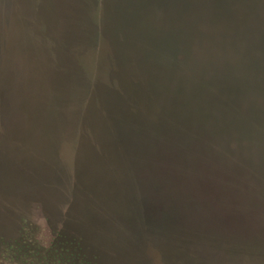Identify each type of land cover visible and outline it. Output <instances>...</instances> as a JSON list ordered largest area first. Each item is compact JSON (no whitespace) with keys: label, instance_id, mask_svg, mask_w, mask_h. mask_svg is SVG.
Here are the masks:
<instances>
[{"label":"rangeland","instance_id":"rangeland-1","mask_svg":"<svg viewBox=\"0 0 264 264\" xmlns=\"http://www.w3.org/2000/svg\"><path fill=\"white\" fill-rule=\"evenodd\" d=\"M29 2L0 0V264H22L14 243L44 254L75 244L88 264H264V55L223 22L178 16L176 0H104L84 114L104 112L108 141L85 116L54 143L48 131L35 148L12 144L11 123L40 126L51 110L11 31L29 20L38 35L48 21ZM54 10L60 29L74 23L72 6Z\"/></svg>","mask_w":264,"mask_h":264},{"label":"trees","instance_id":"trees-1","mask_svg":"<svg viewBox=\"0 0 264 264\" xmlns=\"http://www.w3.org/2000/svg\"><path fill=\"white\" fill-rule=\"evenodd\" d=\"M54 3L56 7L68 8L69 10L72 6L73 24L68 22L69 24L65 29H60L54 17ZM73 3L75 5H71L72 0H30L27 12L36 15L38 8H40L39 13L48 18L46 23H42V29L37 31L38 35L29 27V20H27V24L23 25H20L18 20L14 23L12 33L16 35V38H18V34L22 35V40L18 38L22 41L20 45L17 44L18 40L15 38L17 44L15 49L32 60L37 71L44 75L43 84H46L49 89L44 95H47L49 99L51 110L40 111L45 116L41 117L40 126H37L36 122L28 125L29 122L25 119L22 122L24 124L22 128L16 122L15 124L11 123L12 134L8 138L13 140L12 144L19 141L25 143V146L31 145L32 148H35L34 145L40 141L38 140V132H44L45 135L48 131H50L48 134L50 138L46 142L54 143L55 138L53 136L60 127L70 125L78 127L81 119L85 116L89 120L86 123L93 125V131L97 129L106 136L104 139L108 141L109 128L107 124L109 125V122H107L104 112L97 115L98 120L96 121L91 113L84 114L91 92H96L94 86L96 75H92L94 77L89 75L85 67L87 65L85 53L90 49V46L92 49L95 48L98 34H105L104 23L101 22V18L99 19L97 14H93L95 7L103 10L104 0H73ZM116 7L118 13L128 20L135 17L134 14H132L133 16L130 15L129 9L123 3ZM176 11L179 13L178 16L188 14L187 18H196L195 22L197 23L204 18L209 19L212 23L223 22L225 36L228 37V34L232 33L233 35L229 34L232 37L230 40L239 44L242 42L247 49H256L264 55V0H176ZM133 22L139 21L134 19ZM139 27L142 26L136 25L137 35L148 32V28L147 30L144 29V32H138ZM93 42L94 46L92 45ZM106 45L107 42L102 40L99 57L107 51ZM44 50L46 57H50L52 62V64L47 62L49 66L43 62L39 63V51L44 52ZM91 58L92 52L89 54V59ZM57 61H60L59 64ZM87 90H90V93ZM77 95L83 96V99L73 97ZM71 102H74L77 109L74 114L68 115L67 106ZM2 104L5 111L8 104L6 102L5 105ZM79 133L81 137L92 140V135L82 133V125L79 127ZM35 141L37 142L34 143ZM11 239H8L7 242L12 241ZM2 243L4 242L2 241ZM19 244H11L7 250L10 256L22 264H30L24 259L26 257L32 258V264H85L86 261L80 257L81 252L78 253L80 250L75 244L72 245L74 247L72 251L66 248H57L50 251V254L39 251L32 253V250L26 248L23 243H21L23 245ZM0 260H2L1 255ZM86 264H88L87 261Z\"/></svg>","mask_w":264,"mask_h":264},{"label":"water","instance_id":"water-1","mask_svg":"<svg viewBox=\"0 0 264 264\" xmlns=\"http://www.w3.org/2000/svg\"><path fill=\"white\" fill-rule=\"evenodd\" d=\"M214 33H215V32H212V34H213L214 36H215V34L217 35V33H215V34H214ZM216 39H218V37H217Z\"/></svg>","mask_w":264,"mask_h":264}]
</instances>
